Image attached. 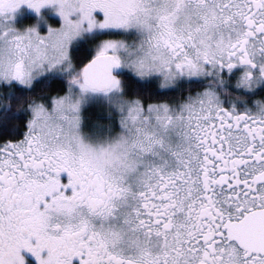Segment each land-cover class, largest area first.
Returning <instances> with one entry per match:
<instances>
[{
  "label": "snow or ice",
  "instance_id": "obj_1",
  "mask_svg": "<svg viewBox=\"0 0 264 264\" xmlns=\"http://www.w3.org/2000/svg\"><path fill=\"white\" fill-rule=\"evenodd\" d=\"M264 264V0H0V264Z\"/></svg>",
  "mask_w": 264,
  "mask_h": 264
},
{
  "label": "flooded vegetation",
  "instance_id": "obj_2",
  "mask_svg": "<svg viewBox=\"0 0 264 264\" xmlns=\"http://www.w3.org/2000/svg\"><path fill=\"white\" fill-rule=\"evenodd\" d=\"M26 255L28 256L29 264H34V258L31 256V254L30 253H26Z\"/></svg>",
  "mask_w": 264,
  "mask_h": 264
}]
</instances>
